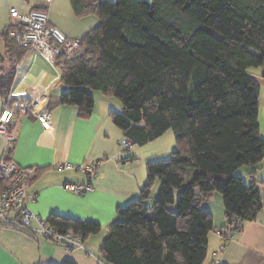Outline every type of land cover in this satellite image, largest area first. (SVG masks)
Returning <instances> with one entry per match:
<instances>
[{"label": "trees", "instance_id": "obj_1", "mask_svg": "<svg viewBox=\"0 0 264 264\" xmlns=\"http://www.w3.org/2000/svg\"><path fill=\"white\" fill-rule=\"evenodd\" d=\"M72 4L77 14L90 9L100 24L83 40L84 52L68 61L59 103L78 107L81 117L88 118L95 107L91 91H99L122 103L111 119L134 147L146 146L168 131L177 144L170 159L148 164V183L140 199L118 211L120 220L102 244L103 260L204 264L215 230L212 215L202 209L204 202L221 194L228 227L236 233L262 210L255 178V169L264 161L260 85L249 71L264 68V0ZM12 30L11 24L0 37L20 58L29 49L9 39ZM13 80V74L2 77L0 68V98L10 96ZM243 167L253 169L249 184L237 176ZM156 180L161 187L149 208ZM2 186L0 175V190ZM48 223L79 234L83 242L101 232L93 222L53 216Z\"/></svg>", "mask_w": 264, "mask_h": 264}, {"label": "crops", "instance_id": "obj_2", "mask_svg": "<svg viewBox=\"0 0 264 264\" xmlns=\"http://www.w3.org/2000/svg\"><path fill=\"white\" fill-rule=\"evenodd\" d=\"M12 9L23 15L46 12L50 24L73 40L83 41L100 24L90 9L84 8L83 13L77 14L72 0H0V36L11 25ZM0 61L2 77L14 76L10 96L0 98V114L8 101L16 100L11 97L13 93L19 94L17 100L23 101L43 95L44 101L39 102V107L49 109L52 114L51 128L44 130L36 117L16 112L11 124L15 138L13 151L8 154L9 143L0 136V163L8 154L33 176L29 191L36 197L30 205L34 214L47 221L56 216L101 226V232L89 236L84 241L85 249H81L32 234L16 221L1 224L0 264H108L102 258L101 248L109 228L120 220L119 210L140 199L148 183V164L168 160L176 152L174 133L168 131L146 146H133L127 151L122 145L123 132L111 119L112 112L122 109L118 99L91 91L94 111L90 117L82 118L78 107L59 103L64 89L61 83L64 70L52 67L36 50H29L18 58L0 37ZM249 74L260 85L259 118L263 112L264 121V68L251 69ZM263 132L261 124L260 133L263 135ZM66 165L73 168L59 169ZM84 165H96V175L90 177L75 170ZM247 168L248 178L253 169ZM255 171V178L260 182L262 210L229 240L225 239L229 227L222 195L216 193L202 204V209L212 215L215 227L209 235L204 264H213L215 260L221 264H264V161ZM66 183H91L93 191L86 195L73 194L64 190ZM160 187V181L156 180L147 202L149 208L154 205ZM178 193L174 191L176 202ZM171 209L176 210V205Z\"/></svg>", "mask_w": 264, "mask_h": 264}, {"label": "built area", "instance_id": "obj_3", "mask_svg": "<svg viewBox=\"0 0 264 264\" xmlns=\"http://www.w3.org/2000/svg\"><path fill=\"white\" fill-rule=\"evenodd\" d=\"M11 18L13 30L9 34V39L21 48L36 50L55 69L64 70L70 59L84 52L83 41L69 39L63 32L52 26L48 14L44 11H33L23 15L16 9H12ZM18 96L19 94L13 93L11 97L16 99L15 102L11 106L6 105L0 114V136L5 137L9 143L8 154H12L15 141L11 124L16 112L36 117L44 130H49L52 123L50 110L39 107V102L44 101L43 95L34 96L32 101L17 100ZM122 145L127 151L133 147L127 139L123 140ZM8 154L0 163V175L3 182L0 190V225L16 221L32 234H39L48 240L85 249L79 234L58 230L47 220L32 212L30 205L36 200L29 191L32 176ZM72 168L69 165L59 167L60 170ZM75 170L94 177L97 166L84 165L75 167ZM63 188L77 195H86L93 191L91 183L84 185L66 183ZM236 232L237 230L233 227H229L228 238H232ZM213 256L215 257L216 253ZM213 264L221 263L215 260Z\"/></svg>", "mask_w": 264, "mask_h": 264}, {"label": "rangeland", "instance_id": "obj_4", "mask_svg": "<svg viewBox=\"0 0 264 264\" xmlns=\"http://www.w3.org/2000/svg\"><path fill=\"white\" fill-rule=\"evenodd\" d=\"M112 2H115L116 0H111ZM261 121V122H260ZM259 123H260V125L262 124V127H263V130H264V121H263V112H261V116H260V118H259ZM262 135V134H261ZM262 138H264V132H263V135H262ZM249 170V168H247V167H243V168H241L238 172H237V176H241L242 178H244V180H245V183L246 184H249V180H248V178H247V174H246V172ZM157 181H159V180H157ZM178 198H179V193H178ZM178 200V199H177ZM147 205H149L148 203H147ZM150 206V205H149Z\"/></svg>", "mask_w": 264, "mask_h": 264}]
</instances>
